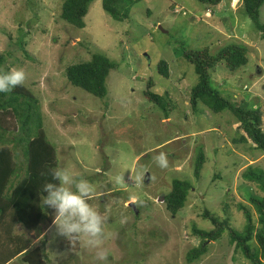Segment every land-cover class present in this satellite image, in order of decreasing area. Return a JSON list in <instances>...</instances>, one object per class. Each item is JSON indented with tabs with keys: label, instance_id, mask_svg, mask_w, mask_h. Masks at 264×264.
Returning <instances> with one entry per match:
<instances>
[{
	"label": "rangeland",
	"instance_id": "1",
	"mask_svg": "<svg viewBox=\"0 0 264 264\" xmlns=\"http://www.w3.org/2000/svg\"><path fill=\"white\" fill-rule=\"evenodd\" d=\"M63 2L0 0V53H12L11 69L26 73L24 84L39 100L58 167L94 185L89 203L105 219L101 249L107 258L97 261V249L85 237L79 248L68 247V240L57 234V219L52 225L43 221L38 230L17 231L33 245H43L48 264H252L226 233L208 240L199 259L187 260L201 241L192 227H212L202 217L205 209L243 230L246 220L238 204L255 211L250 197L264 194L260 184L243 177L249 165L264 170V152L232 143L239 124L229 111L191 109L189 95L198 75L182 56L184 48L208 47L216 54L231 43L246 46L247 63L235 70L216 66L210 82L264 112V38L242 0H222L214 7L197 0H140L123 20L107 13L102 0H94L84 28L61 18ZM260 18L264 23V4ZM96 52L118 64L107 77L105 97L74 86L65 74L67 66L90 60ZM161 60L168 63V78L158 73ZM149 79L152 90L164 96L162 107L144 96ZM199 151L205 161L196 178ZM161 152L168 158L165 169L154 160ZM174 178L191 180L194 187L173 216L163 194ZM250 243L257 247L254 239ZM9 264L24 263L16 258Z\"/></svg>",
	"mask_w": 264,
	"mask_h": 264
},
{
	"label": "trees",
	"instance_id": "2",
	"mask_svg": "<svg viewBox=\"0 0 264 264\" xmlns=\"http://www.w3.org/2000/svg\"><path fill=\"white\" fill-rule=\"evenodd\" d=\"M94 0H64L61 18L76 28L86 26L85 16ZM140 0H102L103 9L116 20L128 17L131 6ZM210 7L217 6L222 0H197ZM246 14L254 27L264 38V23L261 21V7L264 0H242ZM177 11V8L174 9ZM179 12H182L181 10ZM185 12V10L183 11ZM20 44V43H19ZM8 56L0 53V67L11 70ZM184 59L193 64L198 75L197 84L192 87L189 97L191 109L197 111L203 106L213 113L229 111L239 124L236 135L231 140L235 145L250 144L264 152V112L262 106L251 105L244 98L223 94L210 82V70L224 64L230 70L245 65L248 61L247 47L231 43L212 54L208 47L182 50ZM118 64L101 52H96L90 60L75 62L65 70L68 81L97 97L107 95V77ZM158 73L168 78L170 75L167 61L158 63ZM154 81L149 79L145 98L163 106L162 94L154 92ZM172 111V107H170ZM264 108V107H263ZM205 161V154L199 151L195 163V177L199 178ZM55 146L50 142L44 129V120L38 98L23 84L10 93H0V264H9L19 258L24 264H48L43 245H33L31 238L17 229L38 230L43 221L52 225L57 218L53 210L41 205L42 186L51 181L50 170L58 167ZM248 181L260 184L264 193V170L249 165L243 172ZM193 183L188 179L174 178L170 190L163 194L165 209L173 216L185 206ZM46 195V193H45ZM255 211L245 203H239L246 224L243 230L236 229L228 218L205 209L202 217L208 219L212 227L208 229L192 227V233L200 237L198 246L192 247L187 260L192 262L204 255L208 240H218L226 233L235 248L240 250L252 264H264V194L250 197ZM224 206H229L225 202ZM255 212V213H254ZM254 239L257 247L252 248ZM68 247L79 248V240Z\"/></svg>",
	"mask_w": 264,
	"mask_h": 264
},
{
	"label": "clouds",
	"instance_id": "3",
	"mask_svg": "<svg viewBox=\"0 0 264 264\" xmlns=\"http://www.w3.org/2000/svg\"><path fill=\"white\" fill-rule=\"evenodd\" d=\"M26 73L20 69L0 71V93H10L22 86ZM161 169L168 167V158L161 152L154 157ZM51 181L42 186L41 205L55 213L57 234L65 237L71 244L81 237L87 238V244L97 249L95 259L104 261L106 251L101 249L105 219L89 201L94 195V185L83 177H77L68 167H55L50 170ZM46 193V195H45Z\"/></svg>",
	"mask_w": 264,
	"mask_h": 264
}]
</instances>
